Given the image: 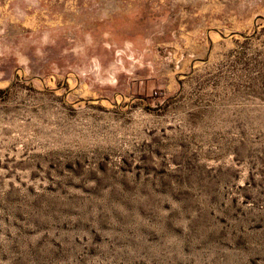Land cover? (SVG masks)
I'll list each match as a JSON object with an SVG mask.
<instances>
[{"label": "rangeland", "instance_id": "374dc122", "mask_svg": "<svg viewBox=\"0 0 264 264\" xmlns=\"http://www.w3.org/2000/svg\"><path fill=\"white\" fill-rule=\"evenodd\" d=\"M0 264H264V0H0Z\"/></svg>", "mask_w": 264, "mask_h": 264}]
</instances>
